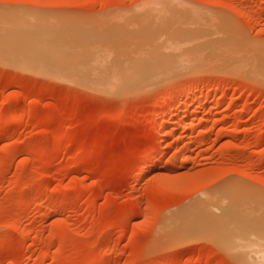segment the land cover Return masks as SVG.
<instances>
[{
    "label": "rangeland",
    "instance_id": "rangeland-1",
    "mask_svg": "<svg viewBox=\"0 0 264 264\" xmlns=\"http://www.w3.org/2000/svg\"><path fill=\"white\" fill-rule=\"evenodd\" d=\"M0 17L85 64L0 61V264H251L202 219L180 239L161 229L217 197L214 223L264 216V0H0ZM93 57L169 65L122 89L94 82Z\"/></svg>",
    "mask_w": 264,
    "mask_h": 264
},
{
    "label": "bare ground",
    "instance_id": "bare-ground-1",
    "mask_svg": "<svg viewBox=\"0 0 264 264\" xmlns=\"http://www.w3.org/2000/svg\"><path fill=\"white\" fill-rule=\"evenodd\" d=\"M164 28H166V26ZM166 29H168V28H166ZM37 30H38L37 26L31 27V25L27 24V22L24 20L16 19L14 17H10V18L0 17V61H8L9 60V61L14 62V63H20L21 65H24V66H27V65L30 66L33 63H39L38 65H56L58 67L61 66L62 68H63V65H67L66 63L71 62V64L78 67L80 70H81V68L79 67V65L85 67V64L80 63L82 61V59L80 61V58H83V57H80L79 54H77L75 57L71 56V57H73L71 59H65V58L62 59V58L55 57L54 55H55L57 46H53V44L51 42L48 43V42H42V41L38 40V36L36 33ZM159 31H161V30H159ZM167 31H169V30H167ZM172 32L174 33L176 31L173 30ZM156 33L157 32H155L154 34H156ZM166 33H168V32H166ZM173 33H171V34H173ZM162 34L159 35V33H158L159 37L156 36V38H158L159 40H162L161 43L162 42L164 44L166 43L169 46L174 47V44L183 43L185 40V39L184 40L181 39L182 37L179 40V38H177L176 36L169 35L170 33L169 34L162 33ZM152 37H153V35H152ZM154 37H153V39H155ZM158 39H156V40H158ZM149 40H151V39H149ZM166 44H165V47L167 46ZM160 46H162V45H160ZM59 47L62 48L60 50V52L63 51V49L67 48L66 45H64V46L59 45ZM165 49L163 51H165ZM165 52H167V51H165ZM168 52L166 54H168ZM177 53H179V51ZM184 55H186V53ZM174 57L177 58V55H174ZM187 57H188V55H187ZM92 59H93L95 65L97 67L93 66L92 63H88L87 65H89L90 71H96V70L98 71V77H95L94 82L97 81L98 82L97 85H99V86L102 84V82H104V83L110 84V86H115L117 88H122V89L139 87V86H148V85H152V84L164 81L165 76H162V75L167 72L166 70H168V69H166V68H168V65H169L167 61H164V62L161 61L160 62L161 67L159 65H156V66H158V67H156L155 65L150 66V65H147L145 63H142V64H137L138 68H136V66L134 64H130V63L126 64L124 62H120V63H116L113 66L109 67V65L106 66V63H102V62L96 63L95 61H99L97 57H93ZM179 59L181 61V58H179ZM262 66L264 67V63L262 64ZM169 68H171V67H169ZM136 70L141 71L138 73H143V74H139V75L133 74L134 72H136ZM104 73H107V75H105ZM167 78H169V77H167ZM80 83H82V82H80ZM217 88H218V86H217ZM212 90H213V88H212ZM203 98L204 99H202V98L197 99V102L196 101L195 102L198 103L199 105L200 104H203V105L207 104V103H205V100H206L205 97H203ZM207 100H209V97ZM212 100H215V99L213 98ZM209 101H211V99ZM196 113L198 114V112H196ZM18 117L19 116L13 117V118H15L17 121ZM15 119H11V120L15 121ZM167 123H168V121H167ZM174 123L176 125L177 122H172L173 125H174ZM180 124L178 123L176 126H178V125L180 126ZM197 124H199V123H197ZM170 133H169V135H170ZM169 135L168 134L167 135L166 134L161 135L160 139H162V140H164L166 138L168 139ZM154 153L151 154L152 157L154 156ZM148 154H149V152H148ZM176 156H178V154ZM187 156H188V158L189 157L191 158L190 155H187ZM187 156H186V160L188 159ZM150 157L151 156L145 154L144 159H149ZM155 158L153 157L152 159L155 160ZM145 174L146 173H144V175ZM239 189H241L243 191H248L249 188H247L246 186H243V185H239V186H237V189L235 187V189L233 188L231 190V191L235 192L233 194L240 196V198L241 197L246 198V196L244 195V192L241 191L242 192V194H241ZM246 194H247V197L250 199L249 201H251L248 203V205L256 206V207L262 206L263 200L260 197L250 196L249 193H246ZM233 198H235V200L237 202L239 201L238 199H240L237 196H233ZM225 201H226V199L224 197H217V198H210L204 204L203 203L199 204V202H193V204L188 206V208L180 210L176 213H173V214L167 216L165 218V220H163L164 222H163V226L161 229V231H162L161 234H163L165 237L171 238V239L172 238L180 239L185 234H196L198 232V225H199L200 219H202L203 226H204V228L208 234L212 235L213 231H215L213 229V226H216L217 232H218L220 237H223L227 241H233V243H235V244L239 243V247H241V249L244 250L243 253L245 252V254L247 256L246 257L247 261L249 263H251V264H264V222H263L264 216H262V214H259L257 220L249 221L248 220L250 217L249 214H245V216H243V215L242 216H234V215L223 214L222 215L223 217L219 219V222L214 223L213 222L214 220L211 217L212 205L215 202H217V203L223 202V204H224ZM225 218H227L229 220H227ZM261 223L263 225H261ZM253 224H255V225H253ZM231 229H237V233L231 234V231H232Z\"/></svg>",
    "mask_w": 264,
    "mask_h": 264
}]
</instances>
